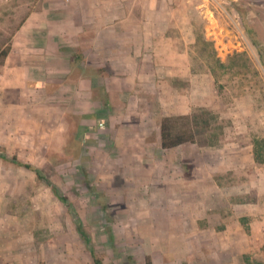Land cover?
Returning <instances> with one entry per match:
<instances>
[{
  "label": "rangeland",
  "instance_id": "obj_1",
  "mask_svg": "<svg viewBox=\"0 0 264 264\" xmlns=\"http://www.w3.org/2000/svg\"><path fill=\"white\" fill-rule=\"evenodd\" d=\"M177 4L175 47L187 57L188 74L159 77L163 100L136 87L118 98L110 115L106 106L100 117L80 116L77 109L23 108L15 123L0 124V264H93L78 225L105 264H144L153 254L155 264H164L158 243L172 248V236L162 234L172 210L163 216L156 189H147V198L142 194V183L160 180V163L138 145L144 142L139 133L153 142L162 114L170 111L168 116H195L197 146L226 150L225 162L246 170L257 167L254 200L262 199L264 210V0ZM23 15L0 12V40H9ZM123 130L136 134L122 140ZM111 132L119 152L110 148ZM129 145L132 151L124 149ZM13 156L39 169L68 206L34 172L10 162ZM214 158L208 162L224 163ZM174 254L171 249L165 255Z\"/></svg>",
  "mask_w": 264,
  "mask_h": 264
},
{
  "label": "crops",
  "instance_id": "obj_2",
  "mask_svg": "<svg viewBox=\"0 0 264 264\" xmlns=\"http://www.w3.org/2000/svg\"><path fill=\"white\" fill-rule=\"evenodd\" d=\"M177 2L0 0V12H24L9 40H0V50L4 43L9 47L0 61V124L15 123L23 108L77 109L80 116L100 117L106 106L110 115L121 102L118 98L137 88L163 100L164 82L159 77L188 74L187 57L175 47ZM146 98V103L151 101ZM113 134L108 135L109 145L119 152L122 148ZM134 134L123 130L121 139ZM139 136L144 141L137 144L141 152L160 163L159 183H142L141 192L147 198V189H156L163 216L172 210L162 234L171 235L174 242L172 248L158 243L162 262L264 264L263 201L254 200L259 192L252 187L257 167L232 165L225 162L226 150L214 153L196 143L162 149L159 126L153 142L146 134ZM127 148L132 151V146ZM211 157L224 163H209ZM171 249L175 254L168 257ZM151 259L155 264L154 254Z\"/></svg>",
  "mask_w": 264,
  "mask_h": 264
},
{
  "label": "trees",
  "instance_id": "obj_3",
  "mask_svg": "<svg viewBox=\"0 0 264 264\" xmlns=\"http://www.w3.org/2000/svg\"><path fill=\"white\" fill-rule=\"evenodd\" d=\"M246 28H249L247 25ZM254 45H257L255 39L251 38ZM9 47H4L0 50V61H2L8 54ZM261 61L264 65V59L261 58ZM197 121L193 115H175L168 116L161 119L159 124V137H160V146L162 149L168 150L176 148L185 143H196L197 138ZM4 160H7L5 155L2 157ZM10 162L20 166L26 170L34 172L38 179H43L47 186L52 190V192L57 196V198L68 206L67 198L64 195H61L58 191L57 186L47 179L39 169H36L28 163H23L19 161L15 156L10 159ZM105 206V205H104ZM77 233L83 242L84 246L88 249L89 256L93 264H105L103 259L95 252L93 248V243L89 235L82 229L80 225L76 227ZM112 231V230H111ZM110 231L109 238H113V234ZM144 264H153L150 256L145 257Z\"/></svg>",
  "mask_w": 264,
  "mask_h": 264
}]
</instances>
